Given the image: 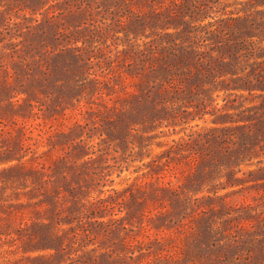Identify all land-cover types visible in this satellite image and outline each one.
Segmentation results:
<instances>
[{"label": "rangeland", "instance_id": "obj_1", "mask_svg": "<svg viewBox=\"0 0 264 264\" xmlns=\"http://www.w3.org/2000/svg\"><path fill=\"white\" fill-rule=\"evenodd\" d=\"M0 264H264V0H0Z\"/></svg>", "mask_w": 264, "mask_h": 264}]
</instances>
